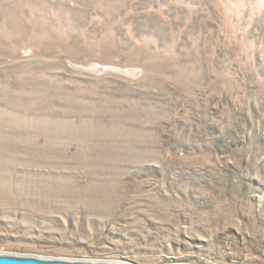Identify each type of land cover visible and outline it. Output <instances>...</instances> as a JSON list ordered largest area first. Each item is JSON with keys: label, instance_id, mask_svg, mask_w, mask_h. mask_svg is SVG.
Listing matches in <instances>:
<instances>
[{"label": "rangeland", "instance_id": "obj_1", "mask_svg": "<svg viewBox=\"0 0 264 264\" xmlns=\"http://www.w3.org/2000/svg\"><path fill=\"white\" fill-rule=\"evenodd\" d=\"M0 254L264 264V0H0Z\"/></svg>", "mask_w": 264, "mask_h": 264}, {"label": "water", "instance_id": "obj_2", "mask_svg": "<svg viewBox=\"0 0 264 264\" xmlns=\"http://www.w3.org/2000/svg\"><path fill=\"white\" fill-rule=\"evenodd\" d=\"M0 264H120L112 262L73 261L65 259H47L35 256H19L13 254H0ZM131 264V263H127Z\"/></svg>", "mask_w": 264, "mask_h": 264}]
</instances>
